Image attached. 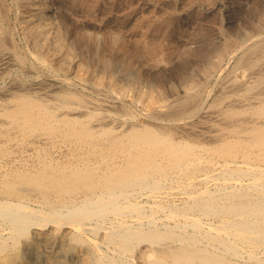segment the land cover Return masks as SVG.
Instances as JSON below:
<instances>
[{
    "label": "bare ground",
    "instance_id": "6f19581e",
    "mask_svg": "<svg viewBox=\"0 0 264 264\" xmlns=\"http://www.w3.org/2000/svg\"><path fill=\"white\" fill-rule=\"evenodd\" d=\"M27 1L35 3L38 0ZM37 4L39 12L33 15V29H31L32 27L25 29H28L27 33L33 37L34 48L39 58L44 59L47 54L55 55L56 50L62 48L63 45L67 48L69 45L64 42L65 36L61 25L54 26L55 18L48 13L50 6L48 0H39ZM7 13L5 4L0 0V33L3 31V20ZM8 21L7 23H9ZM253 27L259 31L263 30L264 16H259L253 23ZM6 34L8 39L13 36L10 31ZM10 41L8 42L10 43ZM237 43L235 40L229 39L220 44L213 54L210 52L204 54L206 63L202 65L201 69L207 80L218 68V75L227 71L219 93L213 96L210 103L203 95L205 90L202 89V82L200 85L197 83L198 87L197 85L194 87L192 83L188 85V82L187 85L185 84V95L181 94L184 96L183 98H173L158 110L152 111V117H168L166 127H169L163 131L139 122H132L126 127L120 123V128H116V130L111 126H106V122H102L100 119L102 116L100 118L97 116V110L87 108L86 99L82 96L85 94L81 95L74 89H67L61 93L62 90L59 88L61 91L50 98L39 94H43V92L35 94L37 91L35 93L33 91L31 94L28 93L29 91L18 92L16 89L9 102L0 103L2 105L0 108V134L2 136L12 135L8 129L13 127L26 136L40 139L44 137L48 140L61 138L71 141L79 155L77 159L54 158L49 156L46 148L43 147L34 163L12 171L0 179V195L4 196V199L0 200V216L12 225L11 243H8L7 240H0V264H19L16 254H7L6 249L15 248L18 245L19 237L27 233L32 224L33 226L35 223L43 225L48 221L63 225L64 223H79L78 226L66 233L72 241L85 245V264H114L113 255L106 257L108 253L104 255L96 239L84 235L82 228L84 225L82 224L94 216L99 218L108 213L122 214L131 210L140 214L143 210L138 202L131 201L124 205L120 204L121 199L126 198L131 189L155 191L163 186V181L169 174L198 172L207 165L208 158H210L209 160L212 158L223 160L220 165L221 180H218L217 189H213V191L207 188L195 190L192 195H189L190 201L184 207L171 209L167 218L177 219L178 213L198 210L206 216H220L221 219L217 224L205 225L207 222L204 224L201 218L185 215L178 217L179 219L176 220L178 222L174 224L160 227L153 216L154 214L149 213L143 217L148 222V227L140 224L133 225L131 222L119 218L109 227L98 224L94 225L93 229L97 230L102 226L104 228L102 238L108 243H112L119 250L118 255L122 257L131 252L135 242L146 241L150 245V249L148 248L150 252L145 255L146 259L143 264H264V181L261 179L263 168L254 165L255 162L264 163V33L255 37L248 46L242 45L243 52ZM17 48L14 45L13 51L17 62L25 64L28 62L29 56L26 57ZM8 59L5 58L2 61ZM30 61L33 63V60ZM105 62L108 61L105 60ZM237 69H242V73H236ZM25 70L27 71V69ZM7 72L6 75H8ZM110 74L112 75V73ZM68 78H66L67 81ZM20 79L22 80V78ZM106 80L108 79L106 78ZM70 83L72 84L71 81ZM43 85L45 87L47 84L43 83ZM11 86L13 87L10 88H14V85ZM210 89L211 87H209ZM48 92L46 91L45 94ZM121 92L123 91L121 90ZM1 93L3 94V91ZM201 112L205 113L206 122L209 124L208 135L211 137L210 139L214 140L212 144L199 145L200 143L174 140L171 137L170 127L175 126L176 128L180 122L187 123ZM163 121L165 122V120ZM109 122L111 121L109 120ZM5 150L4 146L0 145V154H3ZM237 157H240V163L234 162L237 161ZM247 175H252V180L244 183L241 178H245ZM28 192H34L39 199L49 205V208L31 207L27 206L28 204L24 205L12 200L13 197L27 196ZM77 197H80L79 200H75ZM140 217L142 218V216ZM92 220L94 219H91V222ZM189 226L192 230L187 233ZM3 232L5 233V231ZM39 240L37 239V241ZM259 251L262 254H259Z\"/></svg>",
    "mask_w": 264,
    "mask_h": 264
},
{
    "label": "rangeland",
    "instance_id": "374dc122",
    "mask_svg": "<svg viewBox=\"0 0 264 264\" xmlns=\"http://www.w3.org/2000/svg\"><path fill=\"white\" fill-rule=\"evenodd\" d=\"M1 1L5 4L8 13L3 20V31L0 33V41L2 42V44L0 42L2 45H0V103L9 102L12 93H15L16 89L18 92L29 91L28 93L31 94H33V91L34 93L37 91L35 94L43 92V94H39L43 97L46 96V98L52 97V95L61 90V93H63L64 90L74 89L80 92L81 95L85 94L82 96L86 99L87 108H91V110L94 111L97 110V116H99V118L102 116L100 118L102 122H106V126H111L115 130L116 128H120V123H122V126L126 127L132 122L151 125L161 131H163V129L166 130V128L169 127H166L168 117H152V111L158 110V108H161L166 102L172 101L173 98H183V95L186 93L185 84L187 85L188 82V85L192 83L194 87L197 83L199 85L203 83L202 89L205 90L203 95L208 100V103H210L214 98L213 96L219 93L218 91L220 90L222 81L226 78L227 71L218 75V68L207 80L203 76V71L201 69L202 65L206 63V55L204 56V54L207 52L213 54L219 48L220 44L229 39L238 42L237 44H239L240 47L242 45L248 46L253 42L255 37L260 33H264V28L259 31L253 27V23L259 16H264V0H48L50 4L48 13L55 18L54 26L61 25L62 32H64L65 36L64 42L66 45H69V48L63 45L62 48L56 50L55 55L47 54L44 59H41L34 48L33 37L27 33L29 30L25 29L27 27H32L31 29H33V15L39 12V8H37L39 0L35 3H30L27 0ZM7 21L9 23H7ZM19 25H22V28ZM8 27L10 29H7ZM9 31L13 35L11 38L9 37L10 39L7 38L8 36L6 34ZM8 41H10V43ZM11 43H13L12 46H9ZM14 45H16V47L19 48L17 49L26 57L29 56V59H27L28 62L25 64L17 62L13 51ZM242 47L241 52H243ZM5 58L9 59L2 61L5 60ZM70 59L71 61H69ZM104 59L108 62H105ZM124 59L127 60L124 61ZM30 60H33V63ZM44 68L45 70H43ZM25 69H27V71ZM241 71L243 70L237 69L236 73L241 74ZM6 72L8 75H6ZM110 73H112V75ZM103 74L108 80H106ZM19 77L22 78V80ZM65 77L70 78H68L67 81ZM42 82L47 84L45 86L46 88ZM11 85H14V88H10L13 87ZM153 85L155 86L152 87ZM199 85H197V87ZM120 86L123 89H120ZM209 87H211L210 90ZM59 88H61V90ZM109 88H112V90ZM121 90L123 92H121ZM2 91L3 94L1 93ZM46 91L49 92L45 94ZM182 93L183 95H181ZM97 94H99V96H97ZM0 108H2V105H0ZM159 118L163 119L160 120ZM109 120L111 122H109ZM163 120H165V122ZM176 126V128L175 126L170 127L172 130L170 131V135L174 140L179 139L195 142L197 144L200 143L199 145L212 144L214 142L208 135L209 124L206 122V116L203 112L190 119L187 123L180 122ZM8 131L12 135L2 136L0 134V145L4 146L6 149L3 154H0V179L12 171L28 167L30 164L34 163V161L38 159V154L41 153L43 147L46 148L49 156L54 158H79L78 151L74 149L72 142L69 140L61 138L48 140L44 137L40 139L29 135L26 136L13 127H10ZM209 159L210 158L206 161L207 165L202 170L194 172L195 174H169L164 179L163 186L155 191H150L148 189L142 191L131 189L126 198L121 199L122 202L120 201V204L124 205L131 201L138 202L141 204L143 212L137 214L134 211L127 210L122 213L123 215L108 213L106 216L99 217L100 219L98 216H94L82 224L84 225V227L82 226L84 235H87L86 237L88 238L92 237L91 239H96L104 255L108 253L106 257L113 255L112 258H115L114 264H143L146 259L145 255L150 252V245L146 241L135 242L131 252L126 253L122 257L118 255L119 250L112 243H108V241L102 238L104 231L103 227L111 226L119 218H123L129 223L131 222L133 225L140 224L142 226L144 225V227H148L149 224L143 217H146V214L148 215L149 213L154 214L152 215L156 218L160 227L174 224L178 222L176 220L179 219L180 216L184 217L185 215L201 218L204 224L207 222L205 225L217 224L221 219L220 216H206L201 214L198 210H188L183 213H178L179 216L176 217L177 219L167 218L171 209L179 208L180 206L184 207L188 201H190L189 195H192L195 190L207 188L213 191V189H217L218 180H221L222 174L220 172V165L223 163V160L220 158ZM236 160L237 161L234 162H241L240 157H237ZM254 165H259V168H263L261 179L264 181V163L255 162ZM189 179L192 181H188ZM241 179L244 183H248L252 180V175H247L245 178L243 177ZM190 189L193 191L191 192ZM28 193L27 196H23L24 198L13 197L12 200L21 202L24 205L28 204L27 206L30 205L31 207L49 208V205L39 199L34 192ZM164 193L167 194L165 195ZM79 198L80 197H77L75 200H79ZM1 199H4V196L0 195V200ZM154 211L156 212L154 213ZM142 214L145 215L143 216ZM140 216H142L143 219ZM91 219L94 220L91 222ZM51 222L48 221L43 225L35 223L34 226L32 224V227L30 226L27 233L19 237L18 245L15 248L9 247V249H6V253H13L12 255L16 254L15 256L18 257L19 264H85V245L72 241L66 233L74 229L75 226H78L79 223H64L63 225ZM98 224L103 227L100 226L97 230L93 229V226ZM11 227V223L0 216V240H7L8 243H11ZM191 230V226L187 227V233ZM3 231H5V233ZM49 235L51 236L48 237ZM37 239L40 240L37 241ZM100 242L103 243L101 244ZM259 254H262V252L259 251Z\"/></svg>",
    "mask_w": 264,
    "mask_h": 264
}]
</instances>
